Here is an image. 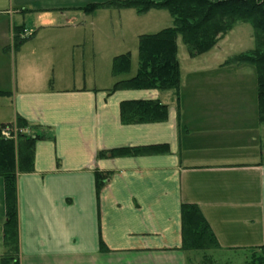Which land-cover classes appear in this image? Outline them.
<instances>
[{
    "label": "crops",
    "instance_id": "crops-1",
    "mask_svg": "<svg viewBox=\"0 0 264 264\" xmlns=\"http://www.w3.org/2000/svg\"><path fill=\"white\" fill-rule=\"evenodd\" d=\"M105 1L0 0V53L12 51L15 74L13 82H0V123L15 125L21 116L30 124L27 134L45 135L35 144L34 171L17 176L19 263L207 264L210 256L208 264H233L228 258L236 255L238 264L247 260L251 249L264 247L258 87L256 101L227 95L230 73L245 65L222 63L212 71L218 75L205 76L204 86L185 93L181 72L179 96L158 89L109 92L116 81L102 84L88 75V57L103 49L106 34L97 12L84 10ZM46 9L60 15L42 14L28 25L27 11ZM42 30L53 32L36 44ZM141 99L166 104L167 119L124 123L122 102ZM118 148L145 152L100 156ZM96 170L111 173L99 194ZM184 203L201 209L219 248H183ZM6 220L0 176V260Z\"/></svg>",
    "mask_w": 264,
    "mask_h": 264
},
{
    "label": "trees",
    "instance_id": "trees-1",
    "mask_svg": "<svg viewBox=\"0 0 264 264\" xmlns=\"http://www.w3.org/2000/svg\"><path fill=\"white\" fill-rule=\"evenodd\" d=\"M103 6L135 8L138 13L151 9H167L174 17V25L156 33L139 37V67L130 78L116 81L109 89H158L175 90L179 96L181 66L178 56V36L181 35L192 57L213 48L220 38L237 22H250L255 29L257 47L243 52L225 64L248 63L256 69L258 87V112L264 123V0H115L91 3L84 7L92 13ZM131 53L118 55L113 60L112 74L118 76L131 69ZM168 106L159 99L124 101L121 104V119L126 124L164 121ZM11 127L12 129H10ZM29 122L19 116L16 125L0 123V176L4 179L7 220L4 225L6 253L0 264L19 263V228L17 203V176L34 171V154L37 140L44 134L26 133ZM9 129L11 137L2 134ZM13 130L18 132L17 139ZM158 151L153 148L151 151ZM145 152L139 148H118L101 152L107 154H137ZM111 173L96 170L95 180L98 194L106 185ZM183 248L207 251L217 249L220 244L209 222L196 204L184 203L181 208ZM247 264H264V247L251 249Z\"/></svg>",
    "mask_w": 264,
    "mask_h": 264
},
{
    "label": "rangeland",
    "instance_id": "rangeland-1",
    "mask_svg": "<svg viewBox=\"0 0 264 264\" xmlns=\"http://www.w3.org/2000/svg\"><path fill=\"white\" fill-rule=\"evenodd\" d=\"M109 1L111 0H106L105 2ZM60 11L61 10L54 9L32 10L27 11L24 16L29 25L30 22L35 23L36 21H38L39 16L42 14L48 16H58L60 15ZM95 11L97 12V20L99 24L104 28L103 33L106 35L104 37V43L102 41L101 45V48L103 49L97 55H91L88 57V75L91 79H94V77L98 76V79L102 84H110L111 82L114 83L115 81H118L120 79L134 76L139 67L140 35L145 33H156L164 28L174 25V17L167 9H151L148 12L140 14L135 8L103 6L97 8ZM91 14L94 13L92 12ZM52 32L53 31L51 30H42V33L39 34L35 43L40 44L45 38L46 33L48 34ZM178 45L179 60L182 78L184 81V86L181 90L182 93H185L186 89H194V85H196L197 90L199 87L204 86L203 81L206 77H208L207 75H218V72L212 71L219 69L220 64H225L227 61L233 59V57L240 53L249 52L253 49H256L257 40L255 29L252 24L250 22L239 21L220 38V40L213 48L203 54L197 55L195 57L190 56L189 50L184 43L181 35L178 36ZM126 52L131 53V70L127 74L114 76L112 74V65L114 58ZM12 55V51H9L8 55H0V67H3L1 69L2 72H0V82H5L7 80L8 83H11L15 80L14 66L10 61V59L14 61V56L12 57ZM8 62V69H6V64ZM232 65H245V68L242 69L243 71L230 73V75L234 78L230 79V81L232 82H229V84H225V87L227 89L226 94L232 95L231 97L240 98L241 95H247L251 97V101H256L257 83L255 67L248 63H234ZM82 76L83 73L81 71L75 72V77L81 78ZM195 79H197L198 81H195ZM211 80L219 81L216 77H213ZM216 88L219 89L218 87ZM9 128L12 129L11 127ZM13 134L17 139L18 132L13 130ZM262 137L264 138V128ZM209 257L210 256L205 259L207 264L209 262L208 259H210ZM249 258L250 254L248 255L247 260L239 262V264H247ZM228 259L233 261V264H238V255ZM209 264L214 263L212 262ZM217 264L228 263H219L218 261Z\"/></svg>",
    "mask_w": 264,
    "mask_h": 264
},
{
    "label": "built area",
    "instance_id": "built-area-1",
    "mask_svg": "<svg viewBox=\"0 0 264 264\" xmlns=\"http://www.w3.org/2000/svg\"><path fill=\"white\" fill-rule=\"evenodd\" d=\"M2 134L5 136V137H11V132L9 129H4L2 131Z\"/></svg>",
    "mask_w": 264,
    "mask_h": 264
}]
</instances>
